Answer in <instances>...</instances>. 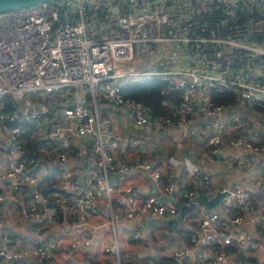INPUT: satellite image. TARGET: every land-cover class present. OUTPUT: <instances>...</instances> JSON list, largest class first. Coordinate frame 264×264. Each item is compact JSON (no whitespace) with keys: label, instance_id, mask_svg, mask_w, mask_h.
Returning a JSON list of instances; mask_svg holds the SVG:
<instances>
[{"label":"built area","instance_id":"built-area-1","mask_svg":"<svg viewBox=\"0 0 264 264\" xmlns=\"http://www.w3.org/2000/svg\"><path fill=\"white\" fill-rule=\"evenodd\" d=\"M154 80L167 83L164 95H179L175 110L164 116L154 117L145 103L123 94L130 84ZM227 97L232 102L223 104ZM4 98L18 106L9 117L0 104L4 261L51 264L65 243L55 232L60 214L69 224L101 214L119 230L133 223L130 238L146 245L151 219L168 220L173 229L181 218L197 222L198 231L172 251L160 253L155 244L134 264L162 257L176 264H231L242 252L264 264L261 245L238 229L249 214L251 223L264 221L263 201L246 181L217 188L209 171L176 152L169 157L164 195L142 196L131 182L133 170L155 184L163 172L151 160L133 163L122 154L126 143L152 152L174 131L184 140L204 141L230 168L249 170V155L264 156V0H61L1 12ZM34 123L38 143L25 137V125ZM81 160L84 179L77 171ZM53 171L57 182L45 193L42 184ZM218 193L227 195L216 208L197 202L182 214L197 197ZM25 219L35 232L29 240L19 231ZM92 244L85 233L72 248ZM106 252L115 255L111 264H126L118 244Z\"/></svg>","mask_w":264,"mask_h":264},{"label":"crops","instance_id":"crops-1","mask_svg":"<svg viewBox=\"0 0 264 264\" xmlns=\"http://www.w3.org/2000/svg\"><path fill=\"white\" fill-rule=\"evenodd\" d=\"M178 99L179 95L177 93L164 95V107L166 112L171 113L175 110ZM117 119L120 120L119 115H117ZM198 124L206 125L207 123L201 121ZM120 127L123 128V125L120 124ZM162 142V145L156 144L152 152L148 149L132 150L128 143L124 146L122 152L123 156L131 159L133 163L151 160L163 172L162 180H160L158 184H155L148 179L147 174L141 169L133 170L131 173V182L135 189L140 191L142 196L164 193L163 189L166 184V175L169 169H171L169 157L179 152V155L190 157L196 164L209 171L213 176V181L217 188L224 186L233 187L246 181V187L253 190L254 195L258 194V198L263 201L259 207L260 210L264 212V176L260 173V164L261 161L264 160V156L260 154L249 155L252 160V167L249 170L230 168L225 166L213 154L210 147L204 141L195 139L184 140L173 131V133L169 134ZM79 164H81V166L77 167V171L79 177L84 179L86 173L82 167V160L77 162V165ZM83 166L86 167V164ZM177 172L178 175L181 173L179 170H177ZM183 177H185L184 174L180 175L179 179ZM124 184H126V181H124ZM19 202L20 206H23L20 200ZM6 203L8 204L5 205V208L10 204L9 202ZM105 203L106 201L104 200L101 202L100 206L102 209ZM9 216L11 217L12 227L14 228L15 222L10 215V211ZM229 216H231V214H229ZM251 216L253 215H247L244 223L240 225L238 229L250 234V236L261 245L258 250V256L262 258L264 256V221L258 219L256 223H251ZM181 220L182 222L178 223L179 228L173 229L168 225V220L160 222L157 219H151L147 223L151 229V238H149L150 241L147 245L136 242L130 238L129 228L133 223L121 224V226L124 227L119 230V226L115 227L109 216L101 214L99 216L90 217L85 222L76 221L67 226L66 223L59 224L55 232L60 233V235L64 237L65 243L63 250L56 254L51 264H111L115 260V255L111 252H106V249L116 244H118L120 258L126 264H134L135 262L146 259L147 252L155 248V244L158 246L160 253H162V251L164 253H169L175 248L177 243L179 244L180 241L187 239L188 236L185 235L186 233L190 234L192 231L195 233L198 231L196 221L184 222V218H181ZM20 225L19 231L23 238L29 240L35 236L33 226L28 223L27 219L23 220V225ZM182 225H185L184 227L187 228V230L183 229ZM85 233H90L93 236V244L88 247L80 246L76 249L72 248V243L84 236ZM181 234L183 239L180 238ZM1 245L5 247L0 241V246ZM252 255L253 254L249 252H242L239 259L235 256L236 258L231 260V264H255L256 257ZM162 258L159 260L161 261ZM0 264H28V262H6L0 258Z\"/></svg>","mask_w":264,"mask_h":264},{"label":"trees","instance_id":"trees-1","mask_svg":"<svg viewBox=\"0 0 264 264\" xmlns=\"http://www.w3.org/2000/svg\"><path fill=\"white\" fill-rule=\"evenodd\" d=\"M167 88V83L164 81H148L144 83H133L128 85L126 88L123 89V94L126 97L133 98L137 101H141L145 103L148 107L151 109V113L154 117L157 116H164L166 113L165 107H164V91ZM223 104H229L232 102V97H227L223 101H221ZM0 104L3 106V109L5 113L9 117H13L14 113L16 112V108L18 106L14 104L12 101H10L9 98H4L0 100ZM7 124L9 126H15L16 122L13 120H8ZM36 127V123L34 125L27 126L25 125V137L29 139H33L34 137V130ZM36 143H38V140L35 138ZM33 154L36 156L39 154L37 152V147H31ZM57 176L58 171H53L50 173L47 177H45L44 182L42 184V190L45 193H49L52 189V186L56 184L57 182ZM60 223H66L69 224L72 221L67 220L63 217L62 214H60L59 220ZM186 236L190 235L189 233L185 234ZM183 235V236H185ZM242 255L241 253H238V259L239 256ZM158 262L155 264H176L171 258H162V260H157ZM160 261V262H159Z\"/></svg>","mask_w":264,"mask_h":264},{"label":"water","instance_id":"water-1","mask_svg":"<svg viewBox=\"0 0 264 264\" xmlns=\"http://www.w3.org/2000/svg\"><path fill=\"white\" fill-rule=\"evenodd\" d=\"M61 0H0V13L5 12L8 10L13 9H19L23 7L33 6L37 4L42 3H53V2H59ZM69 106H74V103H69ZM151 118V117H150ZM149 129H151V126H149ZM112 180H115L118 178L117 174H111L110 175ZM227 193H218L214 198L207 199L205 197H197L195 199V203L189 208L183 207L182 208V214L186 211H191L195 208L196 203L204 204L207 208L211 209L213 207H217L220 203V201L225 197ZM178 220H180V217H178Z\"/></svg>","mask_w":264,"mask_h":264}]
</instances>
